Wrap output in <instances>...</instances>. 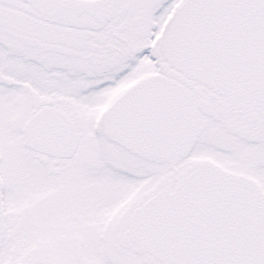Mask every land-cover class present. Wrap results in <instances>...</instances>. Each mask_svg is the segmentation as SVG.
Listing matches in <instances>:
<instances>
[{
    "label": "snow or ice",
    "instance_id": "obj_1",
    "mask_svg": "<svg viewBox=\"0 0 264 264\" xmlns=\"http://www.w3.org/2000/svg\"><path fill=\"white\" fill-rule=\"evenodd\" d=\"M22 20L87 68L26 126L0 105V264H264V0H0V50ZM73 171L82 242L26 254L25 207Z\"/></svg>",
    "mask_w": 264,
    "mask_h": 264
},
{
    "label": "flooded vegetation",
    "instance_id": "obj_2",
    "mask_svg": "<svg viewBox=\"0 0 264 264\" xmlns=\"http://www.w3.org/2000/svg\"><path fill=\"white\" fill-rule=\"evenodd\" d=\"M5 45L0 50V105L5 99L9 101L8 119H12L15 125L17 122L25 124L31 105L37 102L46 104L56 96L53 89L65 72L75 73L87 68L77 59L82 55L77 51L78 42L54 30L50 24L22 20ZM135 83L129 81L119 85L112 95L126 92ZM61 99L70 101L68 97ZM2 115L0 111V117ZM23 151L31 152L24 147ZM35 222L39 223L37 218Z\"/></svg>",
    "mask_w": 264,
    "mask_h": 264
},
{
    "label": "rangeland",
    "instance_id": "obj_3",
    "mask_svg": "<svg viewBox=\"0 0 264 264\" xmlns=\"http://www.w3.org/2000/svg\"><path fill=\"white\" fill-rule=\"evenodd\" d=\"M106 107V104L97 106L99 113ZM9 121L13 128L15 123L12 119ZM18 151L24 153L23 146ZM84 171L89 175L95 172L92 168ZM79 177L80 172L73 171L63 181L55 182V189H38L35 192L32 201L24 209L29 219L28 232L22 241L26 254L32 251H72L78 248L83 237L76 226L72 208L84 196L80 191ZM106 251L104 246H98L100 254Z\"/></svg>",
    "mask_w": 264,
    "mask_h": 264
},
{
    "label": "water",
    "instance_id": "obj_4",
    "mask_svg": "<svg viewBox=\"0 0 264 264\" xmlns=\"http://www.w3.org/2000/svg\"><path fill=\"white\" fill-rule=\"evenodd\" d=\"M108 108L104 112H106L108 110ZM28 122H29V120L25 123V126L28 124ZM23 146L26 147V148H28V149H30V150H32L34 147H39L40 146V142H39L38 139L30 138L29 140L25 141V143L23 144Z\"/></svg>",
    "mask_w": 264,
    "mask_h": 264
}]
</instances>
